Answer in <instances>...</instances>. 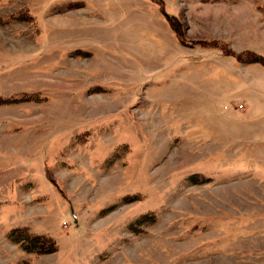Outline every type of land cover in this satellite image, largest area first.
<instances>
[{"label": "rangeland", "instance_id": "1", "mask_svg": "<svg viewBox=\"0 0 264 264\" xmlns=\"http://www.w3.org/2000/svg\"><path fill=\"white\" fill-rule=\"evenodd\" d=\"M164 2L188 42L264 54V0ZM250 62L151 0H0V97L23 100L0 105V264H264Z\"/></svg>", "mask_w": 264, "mask_h": 264}, {"label": "trees", "instance_id": "2", "mask_svg": "<svg viewBox=\"0 0 264 264\" xmlns=\"http://www.w3.org/2000/svg\"><path fill=\"white\" fill-rule=\"evenodd\" d=\"M155 3L168 23L171 25L172 29L175 31L177 38L179 41L184 45H198L201 47L220 50L226 56H231L236 58V60L243 62L244 60L251 59L250 63L246 64H259L264 66V56L252 51H244L241 53H236L233 51L230 46L220 40H200V41H192L188 42L185 36V32L182 31L183 23L182 21L175 15H171L166 11V5L164 0H151ZM23 101L22 99H15V98H5L0 97V105H9L12 103H18ZM9 238L15 244H20L24 251L36 254V255H47V254H54L58 251V245L56 241L51 237L40 236L30 234L27 229L17 228L13 229L9 232Z\"/></svg>", "mask_w": 264, "mask_h": 264}, {"label": "crops", "instance_id": "3", "mask_svg": "<svg viewBox=\"0 0 264 264\" xmlns=\"http://www.w3.org/2000/svg\"><path fill=\"white\" fill-rule=\"evenodd\" d=\"M244 51H248V50H244ZM244 51H242V52H244ZM256 53H258V51ZM258 54H260V53H258ZM260 55H263L264 56V54H260Z\"/></svg>", "mask_w": 264, "mask_h": 264}]
</instances>
